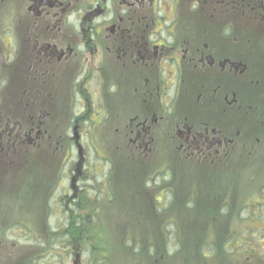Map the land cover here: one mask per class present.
<instances>
[{"label": "flooded vegetation", "instance_id": "af4514ba", "mask_svg": "<svg viewBox=\"0 0 264 264\" xmlns=\"http://www.w3.org/2000/svg\"><path fill=\"white\" fill-rule=\"evenodd\" d=\"M175 2L179 6L168 0H0V192L6 197L0 211L13 207L7 179L28 166L30 153L63 159L60 141L69 129L68 146L84 159L81 123L100 112L121 115L124 97L133 106L122 128L133 152L159 158L165 133L178 157L233 158L242 130L225 121L238 108L246 115L232 83L242 65L231 47L221 54L218 43L217 56L210 53L201 41L211 24L196 19L190 29L188 0ZM190 66L216 72L213 92L205 81L196 99L189 97ZM172 117L180 123L173 125ZM260 128L264 133V120ZM250 130L244 127L245 134ZM83 162L74 174L82 173Z\"/></svg>", "mask_w": 264, "mask_h": 264}, {"label": "rangeland", "instance_id": "374dc122", "mask_svg": "<svg viewBox=\"0 0 264 264\" xmlns=\"http://www.w3.org/2000/svg\"><path fill=\"white\" fill-rule=\"evenodd\" d=\"M191 1L188 0L187 4L190 29L192 22L196 19L206 24L210 23V34L204 35L201 42L209 45L207 49L214 56H217L218 51L214 47L219 43L221 54H226L230 50L237 65L239 63L242 65L238 66L235 75L232 76V83L235 82L236 97L241 108L247 106L245 108L247 116L238 108L230 122L225 121L227 124L230 123L231 127L242 130L241 134H237V139L240 137V140L235 144L233 158L216 160L210 155L209 159H205L204 154L197 158L182 153L181 157H178L180 150L177 147H170V142L164 133V135L160 134L158 141L160 157H144V159H150L145 171L143 170L144 162L139 160L140 162H136L138 166H135L131 159L138 158L137 151L129 152L126 143H131V137L122 130L124 124L128 122L127 111L133 106L128 98L124 97L120 107L121 115H110L108 118L100 112L88 116L87 123H81V140L85 141L82 143L84 159L79 158L81 153L73 144L68 146L72 132L68 128L65 131L66 128H64L68 139L65 137L60 141L59 151L63 159H45L41 153L35 151L30 154L28 166L24 168L25 164L15 178L9 176L7 184L12 187V190L7 192L6 196L13 206L10 209V216L13 220H21L35 230L36 238L31 236L29 231L28 234L21 233L19 227L9 230L7 236L2 233L0 257H4L8 261L7 264H30L32 261L34 264H89V252L73 250L72 246L66 245L65 242L60 245L57 241L55 242L58 246L55 253L45 251L47 223L53 229L64 226L67 223L68 211L74 209L75 203L80 202L82 197L90 200L92 205L101 211L98 215L101 226L99 231L103 244L111 256V264H130L133 261L132 251L125 249L123 244L128 237H140L144 241L157 242L160 246L159 254L168 257V259L160 258V264H200V260L195 256L197 241H200L202 237L220 240L226 232L241 229L244 223L238 216L239 208L245 203L258 199L261 194L260 186L264 183V134H260L261 128L256 123V117L264 106V0H250L251 9L248 12L245 10L243 0L240 1L241 3H235L237 0H222L226 2L218 8L206 1L204 7H195ZM224 4H230V6L227 7ZM255 8L258 12L253 14ZM195 9L196 11H193ZM208 61L205 59L207 65H209ZM213 72L217 76L214 70L196 71L194 66L188 68V95L191 99H196L201 93L203 89L201 83L205 81L208 85L207 90L213 92ZM193 81L198 83L193 86ZM192 92L196 94L192 95ZM98 105L101 107L99 98ZM204 107L205 103H202L200 108ZM209 107L212 109V103H209ZM62 117L64 116L59 117L61 122ZM172 118L173 125L180 123L179 118ZM246 126L252 127V131L248 132V137H243ZM82 160H84L81 165L82 173L74 174L75 167L77 168ZM57 164L58 167H56ZM60 167L62 171L58 172L59 177L53 172V177L48 178L45 181L46 184L42 183L41 177L44 178L45 174L49 175L54 170L58 171ZM167 167L169 174L162 173L159 177L154 176L150 182L155 192L146 186L143 187L147 178ZM23 168L26 170L24 173ZM171 174H173L172 181ZM22 179L25 184L22 183ZM18 188L20 189L17 191ZM169 191H173L175 196L173 193L171 197L166 198L165 193ZM150 194H153V199ZM2 196L6 199L0 192V200ZM161 196L163 204L170 208L176 201L164 219H174L178 222L183 249L188 234L193 249L195 246L193 253L186 250L179 256L170 257V252H175V249L170 248L169 239L165 238L162 232L150 230L159 223L157 220H160L155 219L150 212L156 208L155 197ZM172 199H174L173 202ZM227 201L229 207L222 210V204ZM48 202L51 206L49 219L46 218ZM8 213L6 210L0 211V218L3 221L7 219V223L11 221L6 216ZM72 217L74 216L68 219L71 220ZM46 219H48L47 223ZM214 220L215 235H211L209 231L208 236L195 234L197 228L202 227L204 233L213 229V224L208 221ZM16 243L17 247H14ZM148 258L147 254L143 253L140 259L136 260L138 264H143L148 263ZM206 259L208 261L212 259L210 264H232V260L228 261L229 258L221 254ZM0 264H2L1 259Z\"/></svg>", "mask_w": 264, "mask_h": 264}, {"label": "trees", "instance_id": "16d2710c", "mask_svg": "<svg viewBox=\"0 0 264 264\" xmlns=\"http://www.w3.org/2000/svg\"><path fill=\"white\" fill-rule=\"evenodd\" d=\"M224 2L226 1H221L217 3L216 0V2L214 3V7L218 8L220 6H223ZM202 5L200 4L198 5V7ZM224 5H226L227 7L230 6V4H224ZM258 8L261 11V7L259 4H258ZM256 12H257V8L254 9L253 14H256ZM262 118H264V112L262 113ZM131 160L133 161L132 163L135 166H138L136 162H140V161L144 162L145 166H143L144 168L142 167L144 170L148 166L147 163H149L150 159H138V160L131 159ZM168 171H169L168 167L166 169L156 171L152 177L147 178L145 185L143 187L145 188L146 186L150 190L152 189L151 191L155 192V190H153L154 186H152V183L150 182L152 181L154 176L159 177L162 173H164V175H166V173L169 174ZM171 171L174 173L173 169H171ZM171 176H172L171 178L172 181L173 174H171ZM260 192L261 194L258 199L252 202L245 203L239 208L238 216L240 220L244 223L241 229L239 230L233 229L228 233L226 232L220 240H216L215 238L204 239L202 237L200 241H197L198 242L197 251L195 253V256L198 258V260H200L201 262L200 264L212 263V259L208 261L206 258H209L213 255L216 256L218 254L228 257L229 258L228 261L232 260L231 261L232 264H264V183H262V185L260 186ZM173 193H174L173 191L166 192L165 197L166 198L171 197ZM150 197L153 199V194H150ZM83 198L84 197H82L80 202L77 201L75 203L76 207L74 209L68 211L69 215L67 216V223L58 229H53L47 223L51 212V206L48 202L47 209L49 210V212L47 210V215H46V218H48L46 219L47 248L45 251L55 253L56 249L58 248L55 242L57 241L59 243L58 245L65 242L66 245L72 246L73 250H82L84 253L89 252L90 255L88 257L89 264L90 263L111 264L112 261L111 256L108 252L107 247H105V245L103 244L104 241H102L101 238L102 235L100 234L99 231V227L101 226H100V220L98 221L99 218L98 215H100L101 211L99 209H96L95 206L92 205L90 200H88L87 198L85 199ZM158 199H160V201ZM173 201L174 199H172V202ZM175 202L176 201H174V203ZM155 203H156L155 206L156 208L155 210L153 209L150 213L155 217V219H160V220H157L159 221V223L156 224V226L150 230L151 231L155 230V232L158 233L162 232L165 238L169 239L168 244L170 245V248L174 247L175 249V252L172 251L170 252V257L174 258L176 256H179L180 253H183L186 250L187 252L192 251L193 253L194 252L193 250H195V246L193 249V244L189 240L188 234H187L186 245L183 249L181 228L178 222H176L174 219H164V216L172 210L174 203L172 204L171 208L170 206H166L165 203L163 204L162 196L155 197ZM52 207H54L53 204ZM225 207H229L228 201L222 204L221 206L222 210ZM244 212H247V214H243ZM189 215L191 216V213H189ZM71 216L74 217H72L71 220H69L68 218H70ZM68 221L70 222L68 223ZM206 221L207 220L205 219V222ZM208 223L213 224L214 228L205 231V233L203 232L204 230L202 229V227L197 228L195 234L199 236H208V231H209L211 235H215V231H216L215 220L208 221ZM16 227L20 228L21 233L28 234L27 232L29 231V234L34 238H36L35 230H33L29 226L28 227L23 226L19 221L14 222L12 224V227L8 228L7 233L9 232V230L12 229L15 230ZM123 244L125 249H129L130 251H132L131 256H134L132 258L133 261L130 264H138V261L136 259L137 258L140 259L141 254L143 253H146L147 256L149 257L148 258L149 264H160L159 263L160 258L165 257V255L159 254L158 248L160 246L157 242L154 243L153 241L150 240L144 241L140 237L138 238L128 237ZM145 249L146 251H144ZM127 259L130 260L129 257H127ZM164 259H168V257H165ZM148 263H143V264H148ZM30 264H34V261L30 262Z\"/></svg>", "mask_w": 264, "mask_h": 264}]
</instances>
